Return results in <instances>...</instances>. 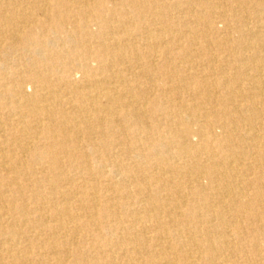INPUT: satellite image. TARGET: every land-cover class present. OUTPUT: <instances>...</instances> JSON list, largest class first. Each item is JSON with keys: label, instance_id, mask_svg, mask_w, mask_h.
<instances>
[{"label": "bare ground", "instance_id": "1", "mask_svg": "<svg viewBox=\"0 0 264 264\" xmlns=\"http://www.w3.org/2000/svg\"><path fill=\"white\" fill-rule=\"evenodd\" d=\"M0 264H264V0H0Z\"/></svg>", "mask_w": 264, "mask_h": 264}]
</instances>
